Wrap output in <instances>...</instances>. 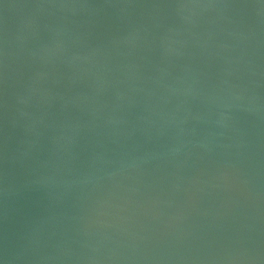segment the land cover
Returning <instances> with one entry per match:
<instances>
[{
    "label": "water",
    "instance_id": "1",
    "mask_svg": "<svg viewBox=\"0 0 264 264\" xmlns=\"http://www.w3.org/2000/svg\"><path fill=\"white\" fill-rule=\"evenodd\" d=\"M0 264H264V0H0Z\"/></svg>",
    "mask_w": 264,
    "mask_h": 264
}]
</instances>
